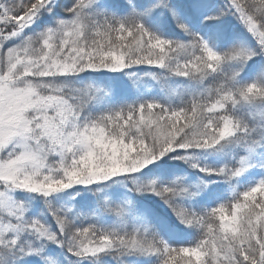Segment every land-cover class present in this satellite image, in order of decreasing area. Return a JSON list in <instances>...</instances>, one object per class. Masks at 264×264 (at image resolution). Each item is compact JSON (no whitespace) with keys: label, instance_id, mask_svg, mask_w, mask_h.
Wrapping results in <instances>:
<instances>
[{"label":"snow or ice","instance_id":"1","mask_svg":"<svg viewBox=\"0 0 264 264\" xmlns=\"http://www.w3.org/2000/svg\"><path fill=\"white\" fill-rule=\"evenodd\" d=\"M0 264H264V0H0Z\"/></svg>","mask_w":264,"mask_h":264}]
</instances>
